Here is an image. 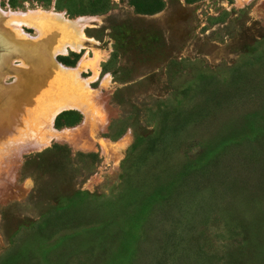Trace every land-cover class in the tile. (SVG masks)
<instances>
[{
  "label": "rangeland",
  "instance_id": "374dc122",
  "mask_svg": "<svg viewBox=\"0 0 264 264\" xmlns=\"http://www.w3.org/2000/svg\"><path fill=\"white\" fill-rule=\"evenodd\" d=\"M0 10L50 19L0 18V55H20L0 70V264H264V0ZM79 36L53 58L67 81L50 46ZM179 105L167 159H143Z\"/></svg>",
  "mask_w": 264,
  "mask_h": 264
},
{
  "label": "trees",
  "instance_id": "16d2710c",
  "mask_svg": "<svg viewBox=\"0 0 264 264\" xmlns=\"http://www.w3.org/2000/svg\"><path fill=\"white\" fill-rule=\"evenodd\" d=\"M130 2V1H129ZM131 3V2H130ZM110 0H93V8L95 12L102 13L109 8ZM131 5H133L131 3ZM160 6H154V8H145L143 11L136 10L137 13L141 14H152L160 10ZM182 105L173 107L169 110H164L158 115V122L157 124V131L155 129L154 133L148 136L143 142L142 145L144 148V157H151L152 155L157 156L159 159V163L167 159V155L169 154V147L166 146L168 138L172 139L175 138V134L172 133V127L174 126L173 122L175 120H179L183 118L185 112L181 110ZM172 123V124H171ZM181 126V125H179ZM181 131V128H178V133ZM136 147H130L127 150L126 156L124 161L121 163V168L124 174H126V162L130 159L133 153L136 151ZM169 198V197H168ZM168 198L160 203L159 205H164L168 202Z\"/></svg>",
  "mask_w": 264,
  "mask_h": 264
},
{
  "label": "bare ground",
  "instance_id": "6f19581e",
  "mask_svg": "<svg viewBox=\"0 0 264 264\" xmlns=\"http://www.w3.org/2000/svg\"><path fill=\"white\" fill-rule=\"evenodd\" d=\"M37 12H40V11H37ZM37 12H35V11H28V12H12V11H8V12H2L1 10H0V18H4V17H7L8 19H11V21H13L12 23L13 24H17L18 26L19 25H27V23H28V20L29 19H31V18H34L35 16H37ZM42 12V11H41ZM41 14V13H40ZM43 14V16L42 17H44V15H45V13H42ZM41 14V15H42ZM59 17H61V16H59ZM37 18H39V16H37ZM49 18V17H48ZM35 19V18H34ZM40 19L41 18H39V21H40ZM37 20V19H36ZM42 20V22H44V19L42 18L41 19ZM45 20H48L49 22H50V19H45ZM32 21H34V20H32ZM38 21V20H37ZM48 21H45L44 23H46V22H48ZM53 22V21H52ZM54 22H55V20H54ZM52 23V24H55V23ZM57 22V21H56ZM50 24V23H49ZM48 24V25H49ZM51 24V25H52ZM63 26H64V23L62 24ZM56 26V25H55ZM57 26H59L58 24H57ZM65 27V26H64ZM72 27V26H71ZM63 28V27H62ZM73 28V27H72ZM71 28V29H72ZM82 28V27H81ZM65 29V28H64ZM70 29V31H72ZM56 30V29H55ZM66 30V29H65ZM64 31V30H63ZM76 31V30H75ZM79 32V31H78ZM22 33H18V31H13V35L12 36H14V37H12V38H16L15 40H19L20 38L19 37H22V35H21ZM70 34V33H69ZM72 34H73V32H72ZM82 34V33H81ZM83 35V34H82ZM74 37H76V36H74ZM84 37V36H83ZM83 37H81V36H79V38H77L76 40H71V39H66V38H64L63 37V39H62V41L60 42V43H57L56 45L55 44H53V45H51L50 46V61H49V63H50V65L52 66V70L53 71H55V74L59 77H62V78H64V79H66L67 81H69V80H71V77H72V75H75L74 74V70H76V69H74L73 70V72H72V70H71V72H70V70L68 71V69H66V68H64L63 66H61V65H59L53 58L56 56V55H58V54H65V53H67L68 51H75V52H78V51H80V49L81 48H83V46H82V41L84 40L83 39ZM23 40H24V38H23ZM6 45H3L2 46V49L4 50L3 51V54H1L0 55V60H1V58H2V62H5V64L3 63V66H1L0 67V70H2V69H4V70H7V71H9V69L10 70H13L12 68H11V66L13 65L12 64V62L13 61H16V59H14L15 57L16 58H18V56H20V55H14L13 57H12V55H7L8 53V51L6 52V50H7V46L5 47ZM12 57V58H11ZM14 59V60H13ZM19 62H20V64H19V66L21 67L20 69H22V71H23V69H26V68H28L30 65L29 64H27L25 61H24V59L23 58H21V59H19ZM2 67H4V68H2ZM15 67V66H14ZM31 68V67H30ZM19 72H22V71H20V70H18ZM76 74H77V72H75ZM8 75V74H7ZM18 77V80H16V82H18V84H21V82L23 81V78H22V76H17ZM75 78H77V77H74V79ZM73 79V78H72ZM76 80V79H75ZM71 82H74V81H71ZM72 85H73V83H72ZM59 105V103L57 104V105H55L52 109H51V111H53V113H54V111H56V109L58 108L57 106ZM60 107V106H59ZM65 107V106H64Z\"/></svg>",
  "mask_w": 264,
  "mask_h": 264
}]
</instances>
